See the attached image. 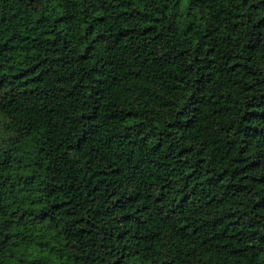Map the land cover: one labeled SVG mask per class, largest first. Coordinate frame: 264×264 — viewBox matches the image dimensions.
<instances>
[{
    "label": "trees",
    "instance_id": "obj_1",
    "mask_svg": "<svg viewBox=\"0 0 264 264\" xmlns=\"http://www.w3.org/2000/svg\"><path fill=\"white\" fill-rule=\"evenodd\" d=\"M0 264H264V0H0Z\"/></svg>",
    "mask_w": 264,
    "mask_h": 264
}]
</instances>
